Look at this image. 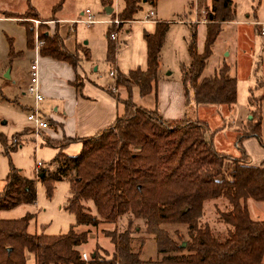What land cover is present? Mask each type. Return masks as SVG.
I'll return each instance as SVG.
<instances>
[{
    "label": "trees",
    "instance_id": "trees-1",
    "mask_svg": "<svg viewBox=\"0 0 264 264\" xmlns=\"http://www.w3.org/2000/svg\"><path fill=\"white\" fill-rule=\"evenodd\" d=\"M141 0H124L120 15L131 18ZM206 33L204 49L196 48V30L188 46L191 61L180 65L181 79L188 82L197 103L226 104L230 108L237 98V79L228 66L216 68L211 76H202L206 60L222 24L235 19L233 0H210L205 8ZM167 23L158 21L154 32L145 33L147 64L126 72L117 71L115 84L126 88L128 96L119 99L124 110L115 120L96 133L83 137H45L43 144L57 149L52 158L54 170L40 168L36 179L42 181L51 195L57 181H69L67 209L75 215V224L96 226L127 216L122 231H108L114 244L109 260L96 259L95 264H143L139 252L131 249V241L141 221L145 232L154 237L160 253L167 254L161 264H264V220L250 217L247 200L264 201V160L260 166L249 164L242 139L256 136L261 140L263 118L262 95L250 94L248 104L252 117L236 135L238 155L219 152L206 134L208 123L188 117L163 118L156 108L138 105L131 99L132 86L141 93L155 89L159 77V53ZM27 43L33 46V28L26 25ZM112 31L109 30L111 37ZM44 39L39 51L76 65L77 53L64 47L57 34L38 31ZM111 39V38H110ZM116 44L111 39L107 59H115ZM87 52V51H86ZM88 57V54L85 53ZM260 85V84H259ZM187 89V88H186ZM81 141L77 154L64 149L73 141ZM233 163L230 179L224 177V161ZM36 180L11 167L0 189V211L36 200ZM224 199V210L217 209L224 232H214L199 225L205 201ZM92 203L95 213L88 202ZM187 207V211L182 210ZM34 217L26 213L20 218H0V264H25L26 253H32L35 264H86L80 255L88 233L70 229L65 234H32L27 230ZM183 222L189 226L188 241L176 242L160 227L163 223ZM187 253H182L183 251Z\"/></svg>",
    "mask_w": 264,
    "mask_h": 264
},
{
    "label": "rangeland",
    "instance_id": "rangeland-1",
    "mask_svg": "<svg viewBox=\"0 0 264 264\" xmlns=\"http://www.w3.org/2000/svg\"><path fill=\"white\" fill-rule=\"evenodd\" d=\"M2 1L7 9L18 14L15 17L17 19L0 20V60L2 64L11 62L15 70L19 69L20 71L29 65L34 51L33 46H27L26 25H31L33 28V42L36 40V29L37 31L46 30L52 35L57 34L63 41L57 26L54 27L51 24L58 23L52 15L54 6L58 4L55 15L59 18L62 17L60 22L64 20L70 23L77 21L76 19L79 17H84L82 12L86 8L91 9L97 20L89 25L77 21L73 29L71 28L69 36L75 37L76 41L81 44L86 43L89 47L88 77L103 85L114 84L113 76L117 77L118 70L126 72L132 68L144 69L146 67L145 33L154 32L158 21L167 23L159 53V70L164 74L170 71L171 77L177 78L180 75V65L188 64L191 61L188 46L192 39L193 28L191 25H195L192 22L197 19L196 48L199 52L204 49L206 24L202 20H205L204 11L210 3V0H141L140 7L132 17L124 18L120 15L124 0ZM233 2L235 4L234 23L222 24L202 72V76L211 75L224 62V65L229 69L233 66L232 73L237 79V98L230 110L225 112L222 110V105H219L218 111H201L204 116L202 118L208 123L210 131L216 133L223 130L217 128L222 126L223 119L231 132L236 120L243 115L249 105V95L257 96L263 92L261 87L264 83V35L256 33L252 28L255 24L252 23H264V0H233ZM29 4L35 6L40 16L45 18L39 17L34 7H28ZM106 5L113 7L109 14L105 12ZM23 10L25 11L21 13ZM150 10H153L154 14L145 20L146 13ZM109 30L115 32L114 38L109 36ZM110 38L116 44L115 59L112 65L107 59ZM25 45L32 48L27 49L28 53H31L30 55L26 52ZM64 47L68 49L65 44ZM223 47L225 48L223 49ZM245 48H251V51H245ZM222 49L226 52L229 50V54H223L225 52ZM116 66H118V70H116ZM114 68L116 71L112 76L109 72ZM186 85L189 86L188 82ZM119 86H121L119 88L122 96L127 97L126 89L120 84ZM19 90L10 78L4 75L0 76V189L4 185V179L11 167H15L20 170L23 176L36 180V200L32 204H20L11 209L1 210L0 218L14 219L20 218L28 212L32 213L34 217L29 221L27 227L28 232L32 234H65L71 228L77 233L86 231L88 239L85 244L80 246L81 258L82 253H85L87 254V260L83 259L85 263L95 264L91 259L92 254L96 253V259L109 260L114 251V244L106 232L122 231L127 225V216L119 217L114 221L101 220L96 226L78 225L75 224V215L66 207L70 194V185L67 179L57 181L52 194L47 195L44 183L36 179L35 164L36 160H43L45 164L43 168L54 170L55 165L51 163L56 151L53 149L54 147L43 144V139L47 136L50 137L46 133L48 129H39L37 133L36 129L30 125L31 121L27 119L28 112L13 101L15 95L19 94ZM154 95L155 89L143 95L138 85L132 86L131 99L138 105L145 106L143 105L144 101L153 100ZM45 114L48 113L45 112ZM228 122H231L232 125H228ZM243 125L237 130L241 131ZM49 127H51L50 120ZM238 131L236 135H238ZM222 141L223 144H226V141L223 139ZM80 149L81 144L74 142L65 151L68 154H77ZM230 170L226 168L223 170V175L227 179H230ZM88 203L92 207V212L95 213L92 203L90 201ZM225 206L226 200L222 198L205 201L202 216L198 219L199 225L208 224L214 232L222 234L225 226L219 220L217 209L224 210ZM247 207L253 220H264V201L249 198ZM134 225L138 227V231L132 237L131 249L135 252L140 251L139 257L143 264H161L160 262L169 253L158 251L154 237L145 232L141 221L135 220ZM160 227L176 242L190 239L187 223H163ZM182 253H187V251L184 250ZM26 263L30 264L29 260Z\"/></svg>",
    "mask_w": 264,
    "mask_h": 264
},
{
    "label": "crops",
    "instance_id": "crops-1",
    "mask_svg": "<svg viewBox=\"0 0 264 264\" xmlns=\"http://www.w3.org/2000/svg\"><path fill=\"white\" fill-rule=\"evenodd\" d=\"M57 5L54 6L52 15L55 17L54 19H57L56 22L58 23L51 24L54 27L55 25L57 26V30L62 36L65 46L71 52L78 54L79 61L77 62V64L73 65L67 60L55 58L49 54H43L39 50H35V48L33 47L34 51L32 53V57L30 56L31 58L29 61V65L22 71H20L19 69L15 70L11 62L10 64H2V61L0 60V76L4 75L10 78L14 86L20 89L19 94L15 95L13 101L24 108L26 112H28L29 108L34 103L33 96L26 91L27 85L29 83V66L31 61L36 57L38 63L39 88L44 95V98L39 103V106L46 119H48V121H51V127H47L48 130L46 129V133L51 138L55 139H60L64 136L83 137L94 134L101 128L111 124L115 120L116 116L123 112L124 104L119 99L125 97L122 96V93L120 91L119 87L121 86L115 83L111 85H103L102 83L96 82L88 77L87 64L90 58L89 47L86 45V43L81 44L76 41L75 37L69 36L71 28L73 29L74 25L78 21L77 19L81 17L77 18V21H74L73 23L65 22L64 20L60 22L62 17L59 18L55 15ZM29 6H32L36 9V7L31 4H29L28 7ZM25 10H23L21 13H23ZM17 14V12L7 9L6 6H4L3 1L0 0V20L17 19L15 18ZM82 14H84V12H82ZM38 15L41 18H45L43 16H40L39 13ZM234 20L235 19L226 21L223 24L234 23ZM53 22L55 21L53 20ZM202 22L205 23V20H202ZM192 23H195V25H191L192 28L194 26L195 28H197L196 24L198 23V19ZM252 24H255L252 28L256 33L264 35L259 32L261 26L264 23ZM49 35L51 36L52 33L49 32ZM27 46L32 47L29 45ZM27 46L25 45V49L28 53L27 49L32 48H28ZM224 48L225 47H223V49ZM250 49L251 48H245V51L248 50V52H250ZM79 50L80 53L83 54H80ZM224 52L225 53L223 54L225 55L229 54V50L228 52ZM85 53L88 54V57L85 56ZM28 54L30 55L31 53L29 52ZM219 65L220 63L218 64V66ZM116 68L114 69L118 70V66H116ZM232 69L233 66H231L228 71L230 75H233ZM158 74L159 77L155 85L154 98L152 97L153 100L151 101L145 100V104L143 105L150 108H156L158 113L163 118L177 119L188 117L191 119L204 120L202 118L203 115L201 114V111L203 110L218 111L219 105H222V110L225 112L230 110V107L226 104L197 103L194 99L192 89L189 86H185L184 82L182 81L181 72L177 78H172L170 75V71L164 74L158 69ZM113 77V81L116 80V76ZM261 88H263V92L258 95H262V99L260 101L261 111L263 115V118L261 120V140L264 143V83ZM124 89L126 88L124 87ZM45 112H47L48 114H45ZM251 117V107L248 105L244 110L243 115H241L236 120V127L233 126V130H231V132L226 127L227 123H225L223 119L222 126L217 127L223 130L216 133L214 131H210L209 129L206 136L207 138L212 139L215 148L219 152L233 156L238 155L239 151L235 139L236 133L238 131L237 129H239L242 124H245L246 121ZM230 123L231 122H228V125H232V123ZM30 125L33 126L32 124ZM222 139L226 141V144H223ZM74 142H78L81 144V141L78 140L71 143ZM241 144L248 155L249 164L260 166L264 160V145L260 142V139L256 136H247L242 139ZM53 149L57 151L56 148ZM224 167L226 169H232V161L230 159H225ZM27 260H29L30 264H35V257L32 253H26V262Z\"/></svg>",
    "mask_w": 264,
    "mask_h": 264
},
{
    "label": "built area",
    "instance_id": "built-area-1",
    "mask_svg": "<svg viewBox=\"0 0 264 264\" xmlns=\"http://www.w3.org/2000/svg\"><path fill=\"white\" fill-rule=\"evenodd\" d=\"M153 14V10H150L149 12L146 13L145 20H147L148 17H150ZM78 21L84 22L87 25L93 23L96 21V17H94V14L92 13L91 9L86 8L84 10V17H81L77 19ZM110 21V20H109ZM259 32L261 34H264V24L261 26ZM35 36L36 40L34 42L33 47L35 50H39L40 46L43 44L44 39L40 38L38 36V31L37 29L35 30ZM115 37V32L111 33V38ZM111 75L115 73L114 70H110L109 72ZM26 91L33 96L34 103L31 105L29 108V111L27 113V119L31 121L33 127L36 129L37 133L39 129H45L49 126V121L46 119L45 115L43 114L39 103L42 101L44 98L43 93L41 92L39 88V74H38V63H37V58L35 57L29 66V83L27 85ZM44 161L43 160H36L35 164V169L38 170L40 168L44 167ZM82 259L87 260V254L82 253Z\"/></svg>",
    "mask_w": 264,
    "mask_h": 264
},
{
    "label": "water",
    "instance_id": "water-1",
    "mask_svg": "<svg viewBox=\"0 0 264 264\" xmlns=\"http://www.w3.org/2000/svg\"><path fill=\"white\" fill-rule=\"evenodd\" d=\"M105 10L107 13H109L111 10H112V6L108 5L105 7ZM185 211H187V207H185L183 210H182V213H184Z\"/></svg>",
    "mask_w": 264,
    "mask_h": 264
}]
</instances>
